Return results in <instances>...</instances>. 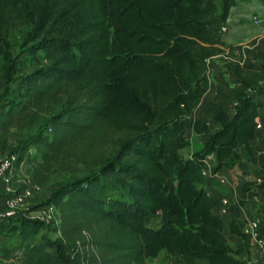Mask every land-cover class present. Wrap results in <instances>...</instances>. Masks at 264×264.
<instances>
[{"label":"trees","instance_id":"obj_1","mask_svg":"<svg viewBox=\"0 0 264 264\" xmlns=\"http://www.w3.org/2000/svg\"><path fill=\"white\" fill-rule=\"evenodd\" d=\"M220 1L214 18L212 0H0V153L28 159L41 187L68 174L33 206L51 207V219L0 221V236L16 237L17 264H146L162 250L182 264H247L245 221L228 225L241 238L233 251L202 170L210 154L214 172L237 163L242 146L252 156L264 63L255 70L228 60L242 87L233 109L215 110L220 129L200 150L179 153L186 128L208 131L191 116L209 86L206 58L224 51L211 41L235 0ZM18 27L21 62L31 66L10 78L7 38ZM12 128L28 137L10 144ZM243 191L264 196V166ZM44 230L55 237L39 236Z\"/></svg>","mask_w":264,"mask_h":264},{"label":"crops","instance_id":"obj_2","mask_svg":"<svg viewBox=\"0 0 264 264\" xmlns=\"http://www.w3.org/2000/svg\"><path fill=\"white\" fill-rule=\"evenodd\" d=\"M260 6L263 7V5ZM232 8H230L225 22L218 27L216 37L211 41L212 46L219 47L224 51L210 57L212 60L210 59L208 64L209 86L191 116L192 120H199L201 123L207 124L208 131L207 133H195L191 128L185 129L184 136L189 141V145L179 149L183 158H189L194 152L200 150L208 134L220 129V124L212 119L215 110L231 111L239 96L240 92L236 88L238 83L235 75L226 66L229 58L231 65H237L239 60L240 64L244 66L249 61L251 55L249 52L253 50L257 51L258 56H260L259 65L264 63V8L254 11L258 16V22L250 23V25L245 24L247 22L245 20L247 14L244 12L245 8L239 13L234 12ZM222 27H224L223 30ZM229 47L232 49L230 50ZM227 52L230 54L235 52L231 55L234 59L230 55L227 56ZM197 53H200V50ZM235 55H241L243 58L237 59L234 57ZM247 64L250 65V62ZM257 100L263 102V105L258 109L261 128L256 129L257 136L249 142L252 156L250 157L245 147L242 146L239 148L240 160L233 165L221 168L217 172L213 171L214 155L210 154L206 159V175H204V182L201 186L213 199L226 198L228 200L227 212L222 215L223 231L228 230V225L232 220L245 221L252 214L258 212L260 207L264 206V202L261 201L263 196L259 195L247 199L243 191V184L246 181L250 179L260 180L261 167L264 166V96H258ZM219 177L224 178L225 181L220 182ZM240 199L245 201L241 203ZM213 212L216 213L217 209H213ZM229 235L235 243L241 241L239 236L230 233ZM226 238L229 240L227 235ZM253 253L254 249H250V255Z\"/></svg>","mask_w":264,"mask_h":264},{"label":"rangeland","instance_id":"obj_3","mask_svg":"<svg viewBox=\"0 0 264 264\" xmlns=\"http://www.w3.org/2000/svg\"><path fill=\"white\" fill-rule=\"evenodd\" d=\"M205 1H207V0H205ZM212 1H214L216 3V5L218 6L217 15H213L214 18H217L219 16V10H220L221 1L220 0H212ZM260 5H263V7H261ZM232 7L231 8L234 9L233 11L237 12V13L242 12V9L245 8L244 12H247V14L245 15V20L248 22V23L245 22V24L250 25V23L254 24V22H253V17L254 16H256V18L258 19V16H257V14L254 11H258V9L261 10V9L264 8V0H235V3H234V5ZM235 17H237V16H235ZM23 34H24V30L22 28L18 27L16 30L12 31L11 34L7 38V40H9L10 44H11V50L10 51H11V54H12V58L15 57V59H14L15 70L13 71L12 75L10 76V78H17V76H19L21 74L20 71L24 72L25 70H29L30 66H31V65H29L28 59L25 62H21L24 58H26V55L24 53L20 52V49H21V45L20 44L22 42V35ZM194 52H196V53L199 52V49L196 48L194 50ZM234 53L235 52L230 54L229 52H227V54H229L230 56L233 55ZM249 54H251L249 56V59H248L249 60L248 62H250V65L255 70H257L258 68L261 70V65H259V63H258V60H260V56H258V52L252 50L251 52H249ZM37 56H40V54H38ZM234 57H236L237 59L243 58L241 55L240 56H236L235 55ZM1 60L2 59H0V94H2V92L5 89L4 81H5V78L7 77L6 73H5V68H4V65H3V61H1ZM209 62H210V60H209ZM248 62H246L244 64V67L248 66V64H247ZM223 64H225V63H223ZM236 64H239V65L242 66V64H240L239 60H238V63H236ZM16 83H17V81H10L9 82V87H10L11 90L15 89ZM217 88H219V87H217ZM236 88L239 89V92L242 89V87L239 84H237ZM24 102H28V100L26 99ZM11 131L13 132V134L11 136H9L8 142L10 144H14V145H16L20 140L28 137V134H29V132L26 129H15V128H12ZM31 154H34V150L33 149H31ZM27 161H28V159H26V162L24 161V163L22 164V169H21V171L19 173L20 176L23 178V180H26V177H24V174H23L24 168H26V166H28V167L31 166V164L28 163ZM83 173H84V170L80 168L76 172V174H74V175H82ZM63 175L66 176V178L68 177L67 176L68 174H60V175L54 174V175H52L51 176L52 180L49 182V184L44 186L45 192H47V193L49 192L50 193L52 191V189L56 186L57 183L63 181V179H65L64 177H62ZM69 175H70V177L73 176V174H69ZM248 181H250V182L256 181L257 183L260 182V180L258 181L256 179H250ZM251 188L252 189H256L255 186H252ZM41 196H44V194L43 195L35 194V197L38 198V201H36L35 204H30V203L29 204H25L20 209H18L17 212L18 213H24V212L27 213L28 210L33 208V206H35V205H37L39 203H42L45 200V198H42ZM261 196H263V195H261ZM261 201L264 202V196H263V199ZM258 213L259 214H264V206L260 207L258 212H255L252 215L257 216V215H259ZM46 220H49V219H46ZM262 231L264 232V226L262 228ZM224 232H225L224 233L225 236L227 235V237L229 239L228 240L229 246L234 251L239 246V243L241 241L239 243H235V241L231 239V237H230V235L228 233V230L225 229ZM39 236H46L47 239H49V238L51 239V238L55 237V234L53 232H51V231H49L48 234H47L46 231L44 230L43 232L41 231L39 233ZM36 238L38 239V237H35V238H32V240H35ZM19 252L20 251L17 248V240H16L15 236H12V237H9V238L0 236V264H17L18 263L17 262V256L19 255ZM233 255L235 256V254H233ZM239 257L240 258H242V257L245 258L246 255L244 253H241L239 255ZM146 264H182V261H180L177 257L170 256L164 250H162L156 257L148 258L146 260ZM197 264H207V263L204 260H199L197 262Z\"/></svg>","mask_w":264,"mask_h":264},{"label":"built area","instance_id":"obj_4","mask_svg":"<svg viewBox=\"0 0 264 264\" xmlns=\"http://www.w3.org/2000/svg\"><path fill=\"white\" fill-rule=\"evenodd\" d=\"M254 23H257V18H253ZM224 27H222V30ZM229 56V54H227ZM211 58H206L208 63ZM230 59V58H229ZM231 60V59H230ZM256 129L261 128V123L258 121ZM208 157V156H207ZM203 160L206 165V159ZM26 162V160H24ZM24 161L17 164V156L15 153H0V221L5 222L15 215L25 204H35L38 198L35 194H40L42 198H48L50 193L45 192L44 187H41L33 182V171L31 167L26 166L23 174L26 180L20 176L22 164ZM203 176L206 175V167L202 170ZM220 182H224V178L219 177ZM259 181V180H258ZM228 200L221 198L217 212L222 216L227 212ZM29 218L40 220L51 219L53 216L52 208L47 205H39L36 208L22 213ZM259 214V213H258ZM264 214L250 216L245 220L243 231L250 238V249H254L253 255H249L246 260L247 264H264Z\"/></svg>","mask_w":264,"mask_h":264}]
</instances>
